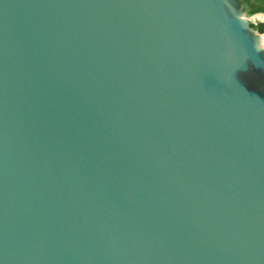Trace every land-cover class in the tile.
<instances>
[{
  "label": "water",
  "instance_id": "1",
  "mask_svg": "<svg viewBox=\"0 0 264 264\" xmlns=\"http://www.w3.org/2000/svg\"><path fill=\"white\" fill-rule=\"evenodd\" d=\"M0 264H264V0H0Z\"/></svg>",
  "mask_w": 264,
  "mask_h": 264
}]
</instances>
